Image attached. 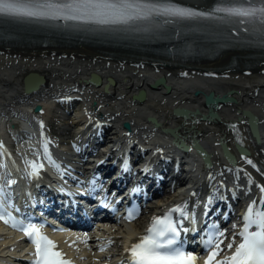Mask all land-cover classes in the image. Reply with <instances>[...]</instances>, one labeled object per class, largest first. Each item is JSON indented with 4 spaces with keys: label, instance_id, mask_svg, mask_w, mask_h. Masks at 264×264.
I'll return each instance as SVG.
<instances>
[{
    "label": "bare ground",
    "instance_id": "bare-ground-1",
    "mask_svg": "<svg viewBox=\"0 0 264 264\" xmlns=\"http://www.w3.org/2000/svg\"><path fill=\"white\" fill-rule=\"evenodd\" d=\"M204 1L209 2L210 0ZM124 57L125 60H117L86 45L57 47V49L22 47L0 50V64L5 68L12 69L14 73L17 72L12 78L5 75L8 70L0 71V101H3L0 122L12 110L25 113L22 108L24 104L41 103L44 104V108H48L51 103L48 98L58 91L64 90L70 95L81 94L85 99L83 111L96 115L100 122H112L115 139V143L114 139L113 143L116 144L114 149L121 147L122 144H130L133 150L139 149V145L147 147V150H152V148H156L153 143L158 140L161 143L157 147L165 150L164 157L173 158L174 161L181 164L186 162V158L190 156L192 163L197 164L193 152L196 145H201L208 153L211 164L207 165L206 169H202V181H200V177L195 178V182H200L198 189H209L211 196L217 195L218 191L226 193L230 197L236 193L249 192L254 197L252 206L255 207L259 199L258 196L264 197V192L261 195L260 191V188L264 187V168L260 165L262 161L264 166L263 58L258 59L254 68L247 69L249 58H245L238 50L224 51L214 58L196 62L205 66L204 69H200L168 62L166 64L139 62V58L132 61L130 56ZM29 69L41 72L43 77L35 90L25 92L21 87L22 80ZM92 70L101 76L99 85L87 83L84 80V77H88ZM157 73L164 74L171 82L170 93L162 92L161 86L155 89L149 86V81ZM108 76H111L114 81L106 84ZM191 78H196L207 86L204 87L200 83H189ZM211 78H217V80L214 79V82H210L209 80H213ZM140 87L146 89L144 100L141 102L132 101L130 94ZM210 91L219 98H228L233 95L234 99L225 102L216 100L214 104L207 105L205 97ZM76 105H78L77 101L74 106ZM78 108L76 106V113ZM174 108H179V112H174ZM148 109L156 116V126L154 122L148 120L146 113ZM245 110L257 116L261 142L257 144L245 128L248 137L244 149L236 147L231 142L232 138H230L226 123L229 120H235L245 127L247 124ZM81 111H78L77 117L84 118L85 115ZM211 111L213 115L208 118L207 115ZM181 112L187 114L183 115ZM191 117H196L192 123L190 122ZM28 118L31 119V117ZM68 118L69 116H67ZM77 119L73 124L82 123ZM70 123L72 124L71 121ZM25 124L30 127L33 133L35 132L28 122ZM167 128H174L187 137L182 146H178L175 141H170L172 134L168 132ZM126 131H129L128 135L125 134ZM213 135L216 137L211 138ZM164 136L169 139L163 138ZM219 138H223L230 145L234 153L233 160L226 158L220 144H215L213 141L219 140ZM31 140L36 147L38 146L37 135L35 134L33 137L29 135V138H22L19 153L26 150L22 147H25ZM174 154L177 155V158L173 157ZM141 155L142 152L138 157ZM247 158L253 160L259 168L247 163ZM13 174L19 177L18 172H13ZM3 176L0 174V187L3 185L1 184ZM221 181H224V185L220 184ZM231 182L232 187L230 186ZM189 203H191V198H189ZM5 205H7V201H5ZM163 207L155 206V209L158 208L155 211L156 215H151L158 216L164 210ZM153 222L154 219L150 221L151 224ZM8 227L4 221L0 224V231L5 232L2 236L0 235V251L3 253L10 251L9 247L6 248V244L15 240L19 235L18 232L12 234V230ZM138 231L135 229L126 232L122 236V240L126 241L132 238ZM100 238L102 237L98 239ZM115 241L117 242V239ZM92 244L95 245H90L91 248L96 246L94 251L101 252V250H96L100 248L96 242H92ZM89 250L90 248L81 247L80 252L84 253ZM87 256L90 264H97L95 259H90L96 254L89 253ZM105 259L102 258L98 264L106 262Z\"/></svg>",
    "mask_w": 264,
    "mask_h": 264
},
{
    "label": "snow or ice",
    "instance_id": "snow-or-ice-1",
    "mask_svg": "<svg viewBox=\"0 0 264 264\" xmlns=\"http://www.w3.org/2000/svg\"><path fill=\"white\" fill-rule=\"evenodd\" d=\"M214 11L246 18L247 21L259 20L264 24V0H261L260 7H216ZM0 15L75 21L83 24L127 25L139 20H148L154 15L187 18L210 15V13L165 6L151 0H0ZM240 22L244 23L245 20L242 19ZM43 147L47 156V143ZM48 158L50 159V156ZM247 163L251 164L252 161L249 160ZM29 166L32 169L29 174L33 176L39 175L43 168V164L37 161L29 162ZM260 191L264 192V187H261ZM3 195V189H0V220L8 223L5 216L10 217V213L5 206ZM180 210L177 207L170 211ZM245 220L247 223L241 233L243 242L236 247L231 257H225V262L217 260L216 264H264V212L254 213L250 205ZM252 224L257 225L259 230L249 232L248 228ZM22 230L35 245L37 259L34 264H71L70 261L63 259L61 252L55 250V242L43 235L36 225L28 224ZM148 233L129 249L132 264H195L194 256L185 254L178 246H175L179 232L170 216L156 218L153 226L148 229ZM208 243L212 244L213 241L209 240ZM227 247L231 249L233 245L229 243ZM219 248L220 243H215V248L209 254L205 264H213L219 254Z\"/></svg>",
    "mask_w": 264,
    "mask_h": 264
},
{
    "label": "rangeland",
    "instance_id": "rangeland-1",
    "mask_svg": "<svg viewBox=\"0 0 264 264\" xmlns=\"http://www.w3.org/2000/svg\"><path fill=\"white\" fill-rule=\"evenodd\" d=\"M68 121L69 120H66L65 118H61V119H59L58 122H56L54 124V123H52V120H51L49 122V127L51 128V131H54V133H56V134H58V131H64L68 136L69 134H71L72 130L75 128L73 125L69 124ZM144 218H145V216H141V218L137 221L139 223H142L141 221H144ZM136 224L137 223H135V225H131V229H134L136 227ZM119 233H123V232L119 231ZM119 242H122L121 238H120ZM104 253H107V249H104ZM107 255H109V254H107ZM100 258L101 257L98 256V257H96V260H101Z\"/></svg>",
    "mask_w": 264,
    "mask_h": 264
},
{
    "label": "water",
    "instance_id": "water-1",
    "mask_svg": "<svg viewBox=\"0 0 264 264\" xmlns=\"http://www.w3.org/2000/svg\"><path fill=\"white\" fill-rule=\"evenodd\" d=\"M109 80L112 81V78H109ZM161 80H162V83L164 84V86L166 87V90H169L170 85L165 82V78L163 76L161 77ZM152 85H154V83ZM36 108H38V106Z\"/></svg>",
    "mask_w": 264,
    "mask_h": 264
}]
</instances>
